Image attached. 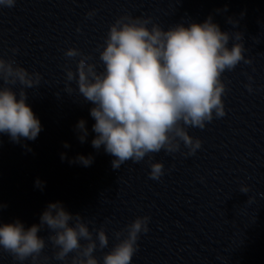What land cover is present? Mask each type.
Returning <instances> with one entry per match:
<instances>
[{
	"label": "clouds",
	"instance_id": "obj_1",
	"mask_svg": "<svg viewBox=\"0 0 264 264\" xmlns=\"http://www.w3.org/2000/svg\"><path fill=\"white\" fill-rule=\"evenodd\" d=\"M15 4L16 0H0V7L12 8ZM94 14L92 11L87 15ZM228 22L235 26L231 18ZM230 39L235 41L231 48ZM242 39L240 32H222L211 15L203 23H190L187 27L177 24L168 30L153 23L151 17L124 15L110 25L102 50L98 48L103 71H97L90 55L68 48L65 57L79 60L75 73L65 69L66 80H75L79 94L94 105L90 109L95 120L92 131L96 133L92 147L98 150L103 145L104 151L115 157L111 162L114 170L127 161L139 163L149 157V178L153 180H159L165 169L162 162H151L152 154L161 150L176 153L182 142L188 149L183 155H194L202 141L189 135L187 128L204 129L214 115L223 117L226 85L222 74L234 70L241 61L252 63L245 57ZM14 65V60L0 57V81L21 85L19 99L12 87H0V133L15 143L21 138L34 141L42 126L26 104L25 89L39 85L42 77ZM246 87L252 92L251 84ZM65 91L70 94L72 89L66 87ZM85 125L83 119L76 125L81 143L88 135ZM61 158L64 159L63 154ZM74 162L87 167L93 158L78 155ZM35 183L43 188L39 179ZM240 191L248 193L249 187L242 185ZM3 207L0 204V209ZM149 220V216L137 217L115 232L118 242L103 255L102 264H131L140 234L149 231ZM89 223L80 214L68 213L61 202L49 203L38 225L25 229L18 219L0 224V250L17 261L31 258L37 264L47 246L45 238L37 233L47 227L51 233L47 240L55 249L56 260L68 264L72 254L70 264H101L94 253L106 248L109 239L103 227L90 231Z\"/></svg>",
	"mask_w": 264,
	"mask_h": 264
}]
</instances>
